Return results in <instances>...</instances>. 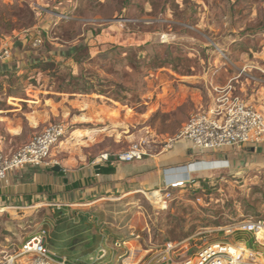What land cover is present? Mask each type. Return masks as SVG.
<instances>
[{"label": "rangeland", "instance_id": "obj_1", "mask_svg": "<svg viewBox=\"0 0 264 264\" xmlns=\"http://www.w3.org/2000/svg\"><path fill=\"white\" fill-rule=\"evenodd\" d=\"M1 70L0 151L62 123L48 169L92 174L91 187L97 166L123 164L134 143V161L153 160L226 88L264 114V0H0ZM160 169L131 192L90 190L77 205L46 193L1 209L0 264L27 263L19 251L34 235L72 264H158L168 243L191 255L215 241L264 264L263 246L238 228L264 222V162L202 167L175 188L165 181L176 173Z\"/></svg>", "mask_w": 264, "mask_h": 264}, {"label": "built area", "instance_id": "obj_2", "mask_svg": "<svg viewBox=\"0 0 264 264\" xmlns=\"http://www.w3.org/2000/svg\"><path fill=\"white\" fill-rule=\"evenodd\" d=\"M9 55L10 50L5 49L2 59L8 58ZM220 93L206 110H197L190 114L177 137L164 144L163 151L171 149L174 140L180 138L186 139L190 143L196 155L214 153L224 147H242L264 143V114L234 95L231 88H226ZM64 132V124L52 123L13 152L3 153L0 151V180L5 179L8 171L26 165L52 166L51 150L62 138ZM142 155L141 145L134 143L129 149L118 154V160L132 162L141 159ZM213 163H217V165H213L212 169L228 167L222 161ZM189 180V175L182 178L174 176L166 182V187L183 186ZM238 228L251 233L254 241L264 248L263 221H244ZM175 249L176 245L166 244L158 264H247L246 260L249 258L250 264H257L253 259L255 253L249 252V255L245 257L247 249L240 243L232 244L223 241L205 243L191 255H185L184 252L179 251L175 253ZM19 253L28 257L25 264H72L66 257L58 256L50 250L40 235L26 239L22 243ZM4 261L5 264H11L13 258L11 256Z\"/></svg>", "mask_w": 264, "mask_h": 264}, {"label": "crops", "instance_id": "obj_3", "mask_svg": "<svg viewBox=\"0 0 264 264\" xmlns=\"http://www.w3.org/2000/svg\"><path fill=\"white\" fill-rule=\"evenodd\" d=\"M191 148L190 143L183 138L174 140L171 149L161 151L155 155L153 160H137L124 162L115 167L113 174L97 176L94 185H90L92 174L85 175L84 172H73L59 174L48 169L51 166L37 167L26 165L22 168L8 171L4 180H0V210L23 202L25 198H41L46 193L56 194L62 197L67 205H77L79 193L86 191H101L104 188L123 190L126 185L127 192L136 190L137 187H145L150 180L156 178L161 170L165 168L166 172L174 171L178 178L191 176L192 172H200L202 167L212 168L215 161H222L228 167H232L234 162L240 161L244 166L249 164H259L264 162V143L259 145H249L242 147H224L217 152L196 155ZM193 162V163H191ZM184 163H191L185 167ZM184 166V167H183ZM149 167V168H148ZM181 168V169H180ZM166 180L165 182H167ZM104 182H111L105 185ZM134 185V189L132 187ZM138 189V188H137ZM152 192H159L154 190Z\"/></svg>", "mask_w": 264, "mask_h": 264}, {"label": "trees", "instance_id": "obj_4", "mask_svg": "<svg viewBox=\"0 0 264 264\" xmlns=\"http://www.w3.org/2000/svg\"><path fill=\"white\" fill-rule=\"evenodd\" d=\"M82 45L83 44L80 43V44L69 47L67 53L64 54L63 56H65V57L71 56L72 54L77 52L79 49H81ZM6 71L7 70H1L0 73H4ZM96 171H97L96 173L101 174V175L113 174L115 172V167L111 166V165L97 166Z\"/></svg>", "mask_w": 264, "mask_h": 264}, {"label": "bare ground", "instance_id": "obj_5", "mask_svg": "<svg viewBox=\"0 0 264 264\" xmlns=\"http://www.w3.org/2000/svg\"><path fill=\"white\" fill-rule=\"evenodd\" d=\"M148 198L154 202H160L162 197H161V194L160 192H151L148 196ZM33 207V206H32ZM166 207V206H165ZM162 209V208H161ZM95 244V243H94ZM86 247H89V246H86ZM249 255V251L246 250V253H245V257H247Z\"/></svg>", "mask_w": 264, "mask_h": 264}, {"label": "water", "instance_id": "obj_6", "mask_svg": "<svg viewBox=\"0 0 264 264\" xmlns=\"http://www.w3.org/2000/svg\"><path fill=\"white\" fill-rule=\"evenodd\" d=\"M60 170L59 166H53L52 171L58 172Z\"/></svg>", "mask_w": 264, "mask_h": 264}]
</instances>
